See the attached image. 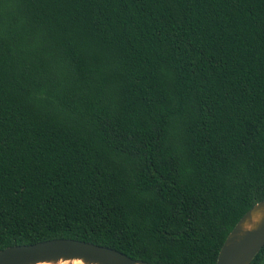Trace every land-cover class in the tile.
<instances>
[{"label": "trees", "instance_id": "obj_1", "mask_svg": "<svg viewBox=\"0 0 264 264\" xmlns=\"http://www.w3.org/2000/svg\"><path fill=\"white\" fill-rule=\"evenodd\" d=\"M262 200L264 0H0V251L216 264Z\"/></svg>", "mask_w": 264, "mask_h": 264}, {"label": "water", "instance_id": "obj_2", "mask_svg": "<svg viewBox=\"0 0 264 264\" xmlns=\"http://www.w3.org/2000/svg\"><path fill=\"white\" fill-rule=\"evenodd\" d=\"M264 246V200L255 204L236 223L225 239L216 264H251ZM147 264L117 250L72 239H53L18 245L0 251V264Z\"/></svg>", "mask_w": 264, "mask_h": 264}, {"label": "bare ground", "instance_id": "obj_3", "mask_svg": "<svg viewBox=\"0 0 264 264\" xmlns=\"http://www.w3.org/2000/svg\"><path fill=\"white\" fill-rule=\"evenodd\" d=\"M59 264H83V263L81 261L74 260V261L60 262Z\"/></svg>", "mask_w": 264, "mask_h": 264}]
</instances>
